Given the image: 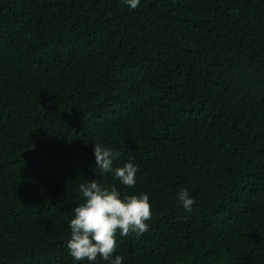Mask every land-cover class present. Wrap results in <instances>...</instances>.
<instances>
[{
  "label": "trees",
  "instance_id": "trees-1",
  "mask_svg": "<svg viewBox=\"0 0 264 264\" xmlns=\"http://www.w3.org/2000/svg\"><path fill=\"white\" fill-rule=\"evenodd\" d=\"M97 179L150 198L122 264H264V0H0V264H77Z\"/></svg>",
  "mask_w": 264,
  "mask_h": 264
},
{
  "label": "clouds",
  "instance_id": "clouds-1",
  "mask_svg": "<svg viewBox=\"0 0 264 264\" xmlns=\"http://www.w3.org/2000/svg\"><path fill=\"white\" fill-rule=\"evenodd\" d=\"M125 3L131 9H136L140 0H125ZM94 155L101 173L112 172L114 178L126 188L135 186L138 168L134 163L113 168L114 160L121 155L119 151L94 143ZM80 192L84 202L73 209L74 218L69 224L71 236L66 246L70 256L77 264L84 261L97 264L98 259L107 264H122V256L116 255L113 259L118 247L117 234L121 237H139L149 230L146 223L152 216L149 195L121 197L115 184L109 188L100 179L81 183ZM177 197L185 211L190 213L196 200L189 191L181 189Z\"/></svg>",
  "mask_w": 264,
  "mask_h": 264
}]
</instances>
